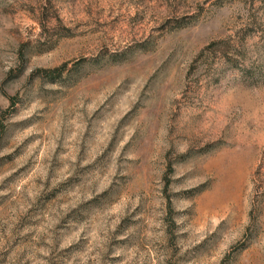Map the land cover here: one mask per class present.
<instances>
[{
  "label": "rangeland",
  "instance_id": "1",
  "mask_svg": "<svg viewBox=\"0 0 264 264\" xmlns=\"http://www.w3.org/2000/svg\"><path fill=\"white\" fill-rule=\"evenodd\" d=\"M0 264H264V0H0Z\"/></svg>",
  "mask_w": 264,
  "mask_h": 264
}]
</instances>
